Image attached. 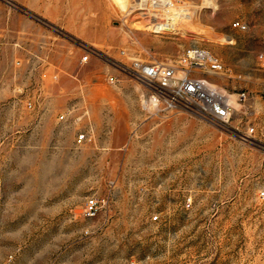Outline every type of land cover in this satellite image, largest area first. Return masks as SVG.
I'll use <instances>...</instances> for the list:
<instances>
[{"label":"rangeland","instance_id":"obj_1","mask_svg":"<svg viewBox=\"0 0 264 264\" xmlns=\"http://www.w3.org/2000/svg\"><path fill=\"white\" fill-rule=\"evenodd\" d=\"M138 1L0 0V264H264V0ZM192 46L227 123L125 68Z\"/></svg>","mask_w":264,"mask_h":264},{"label":"built area","instance_id":"obj_2","mask_svg":"<svg viewBox=\"0 0 264 264\" xmlns=\"http://www.w3.org/2000/svg\"><path fill=\"white\" fill-rule=\"evenodd\" d=\"M142 9L148 6L169 7V0H139ZM236 26H243L240 21ZM88 54L83 56L87 61ZM222 59L208 48L187 47L175 60L144 61L134 58L127 64V71L142 81L150 89L148 103L163 110L185 109L208 118L215 123H227L236 110L235 103L245 97L246 93H234L220 86L205 75L207 71L219 72L223 69ZM115 81V76H110ZM254 128H252V131ZM81 132L78 141L86 139ZM264 196V190L261 191ZM98 199L94 196L86 201V211L96 213Z\"/></svg>","mask_w":264,"mask_h":264},{"label":"bare ground","instance_id":"obj_3","mask_svg":"<svg viewBox=\"0 0 264 264\" xmlns=\"http://www.w3.org/2000/svg\"><path fill=\"white\" fill-rule=\"evenodd\" d=\"M208 1V0H207ZM169 2L171 3V6L172 5H174V0H169ZM138 4V3H137ZM135 6V5H134ZM151 13H153V15L152 16H155L156 14L158 15V14H160V12H153V11H151ZM150 13V14H151ZM148 15V14H147ZM150 18V17H149ZM153 19L155 20V22H153L152 23V25H150L149 27H160L161 28V26H163V27H165V28H169V26H167V24L166 23H164L163 21H161V20H157V18L156 17H153ZM171 19H172V23H169L170 25L171 24H173V23H175V20H177V17L176 16H172L171 17ZM152 21V20H151ZM148 24V23H147Z\"/></svg>","mask_w":264,"mask_h":264},{"label":"crops","instance_id":"obj_4","mask_svg":"<svg viewBox=\"0 0 264 264\" xmlns=\"http://www.w3.org/2000/svg\"><path fill=\"white\" fill-rule=\"evenodd\" d=\"M106 98H108L111 102H114L118 99V97L116 95H110V96H107Z\"/></svg>","mask_w":264,"mask_h":264}]
</instances>
